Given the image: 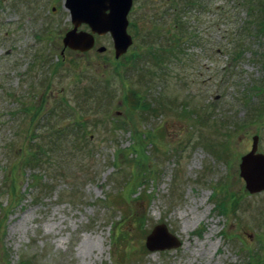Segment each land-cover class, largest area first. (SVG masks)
Instances as JSON below:
<instances>
[{
    "label": "rangeland",
    "instance_id": "obj_1",
    "mask_svg": "<svg viewBox=\"0 0 264 264\" xmlns=\"http://www.w3.org/2000/svg\"><path fill=\"white\" fill-rule=\"evenodd\" d=\"M61 2L0 0V264H264V0H133L118 57L60 53Z\"/></svg>",
    "mask_w": 264,
    "mask_h": 264
},
{
    "label": "water",
    "instance_id": "obj_2",
    "mask_svg": "<svg viewBox=\"0 0 264 264\" xmlns=\"http://www.w3.org/2000/svg\"><path fill=\"white\" fill-rule=\"evenodd\" d=\"M130 0H62L61 6L67 10L70 26L60 36L61 47L66 49L87 51L92 45V34L107 33L111 38L113 57H118L126 50L131 37L126 33V13L130 8ZM79 23H83L85 29H76ZM97 52L103 50L99 45ZM250 147L241 153L237 160V175L242 180V185L248 194L264 191V153L256 151L257 135L249 138ZM144 247L147 250L170 248L180 242L166 230L163 222L153 224L149 233L143 237Z\"/></svg>",
    "mask_w": 264,
    "mask_h": 264
},
{
    "label": "trees",
    "instance_id": "obj_3",
    "mask_svg": "<svg viewBox=\"0 0 264 264\" xmlns=\"http://www.w3.org/2000/svg\"><path fill=\"white\" fill-rule=\"evenodd\" d=\"M51 136H54V135H52V134L48 135V138L46 140H44L41 144L36 143L35 147L33 146L34 149L29 151V155H28V158L25 159V161H26L25 163L26 164L29 163L31 165V168H33V166H34L33 164L36 163L37 161L40 162V161H43V159L47 161L51 158L53 159L54 156H56V155L60 156L59 154L53 153V151L59 146V144H58V146L55 148L57 143H60V145L62 144L61 143L62 140H60L58 138V136L57 137H55V136L51 137ZM73 142L75 143V137L73 138ZM53 144H55L54 147H53ZM134 152H136V150ZM52 165H54V164H52Z\"/></svg>",
    "mask_w": 264,
    "mask_h": 264
},
{
    "label": "flooded vegetation",
    "instance_id": "obj_4",
    "mask_svg": "<svg viewBox=\"0 0 264 264\" xmlns=\"http://www.w3.org/2000/svg\"><path fill=\"white\" fill-rule=\"evenodd\" d=\"M132 1H133V0H130V5H129L130 8H131ZM163 1L168 2V1H170V0H163ZM176 1H177V0H176ZM130 8H129V9H130ZM129 9H128V10H129ZM127 13H128V11H127ZM93 36H94V34H92V39H93ZM95 36H97V35H95ZM110 39H111V38H110ZM93 42H94V39H93ZM93 42H92V45L89 47V49L93 46ZM110 45H111V41H110ZM103 48H104V47H103ZM126 49H127V48H126ZM103 50H104V49H103ZM87 51H89V50H87ZM101 51H102V50H101ZM125 51H126V50H125Z\"/></svg>",
    "mask_w": 264,
    "mask_h": 264
}]
</instances>
